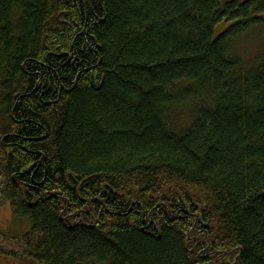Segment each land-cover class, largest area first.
I'll return each instance as SVG.
<instances>
[{"label":"trees","instance_id":"1","mask_svg":"<svg viewBox=\"0 0 264 264\" xmlns=\"http://www.w3.org/2000/svg\"><path fill=\"white\" fill-rule=\"evenodd\" d=\"M255 28L264 0H0L1 197L27 256L264 264V52L230 54Z\"/></svg>","mask_w":264,"mask_h":264},{"label":"rangeland","instance_id":"2","mask_svg":"<svg viewBox=\"0 0 264 264\" xmlns=\"http://www.w3.org/2000/svg\"><path fill=\"white\" fill-rule=\"evenodd\" d=\"M231 0H223L227 3ZM264 52V28H255L238 37L232 44L231 57L238 59L252 68ZM178 115L189 118L194 115L192 108L182 107ZM10 126L9 118L0 110V147H2V132ZM177 130L176 127H173ZM3 148V147H2ZM6 188L0 182V264H39L27 256L22 239L29 234L31 225L23 218L13 216L9 203L1 197V192Z\"/></svg>","mask_w":264,"mask_h":264},{"label":"flooded vegetation","instance_id":"3","mask_svg":"<svg viewBox=\"0 0 264 264\" xmlns=\"http://www.w3.org/2000/svg\"><path fill=\"white\" fill-rule=\"evenodd\" d=\"M1 138H2L3 141H4V138H5V137H1ZM1 144H2V147H3V148H5V149L8 148V146H7L5 143L1 142ZM142 224H143V223H142ZM199 255H200V257H203L205 254H203V253L201 254V253H200ZM197 256H198V255H197ZM214 257H215V258H214V260H213V264H217V257H219V255H218V254H215Z\"/></svg>","mask_w":264,"mask_h":264},{"label":"water","instance_id":"4","mask_svg":"<svg viewBox=\"0 0 264 264\" xmlns=\"http://www.w3.org/2000/svg\"><path fill=\"white\" fill-rule=\"evenodd\" d=\"M41 161L43 162L44 158H42ZM13 179H15V177H13ZM148 221H149V219L144 220L143 225L146 226L148 224Z\"/></svg>","mask_w":264,"mask_h":264},{"label":"bare ground","instance_id":"5","mask_svg":"<svg viewBox=\"0 0 264 264\" xmlns=\"http://www.w3.org/2000/svg\"><path fill=\"white\" fill-rule=\"evenodd\" d=\"M62 219V218H61Z\"/></svg>","mask_w":264,"mask_h":264}]
</instances>
